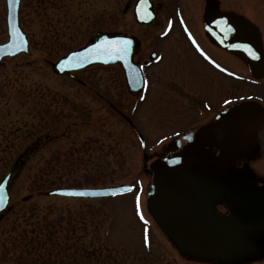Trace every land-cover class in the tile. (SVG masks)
<instances>
[{"label": "rangeland", "instance_id": "obj_1", "mask_svg": "<svg viewBox=\"0 0 264 264\" xmlns=\"http://www.w3.org/2000/svg\"><path fill=\"white\" fill-rule=\"evenodd\" d=\"M137 1L22 0L20 23L31 55L5 60L0 68V182L21 154L41 145L11 182V206L0 225V264H20L19 238L46 244L44 258L25 254L24 264H264V157L253 166L261 193L255 238L229 245L219 238L186 243L167 237L147 204L155 159L165 158L170 139L198 125L191 123L194 99L208 101L199 110L205 116L200 124L231 106L232 96L260 104L264 117V80L233 86L225 79L205 80L207 70L183 59L176 37L166 30L177 16L188 19L202 0H153L162 10L147 27L135 19ZM259 4L255 10L264 12ZM6 18V2L0 0V43L8 40ZM97 32L137 37L148 61L152 52L160 54L162 60L147 70L145 95L129 92L118 66L80 72L86 86L53 72V64L88 45ZM186 96L194 99L188 103ZM141 133L151 140L146 148ZM47 165L51 169L38 173ZM33 177L53 183V189L133 185L135 190L103 200L47 197L48 191L33 190Z\"/></svg>", "mask_w": 264, "mask_h": 264}, {"label": "flooded vegetation", "instance_id": "obj_2", "mask_svg": "<svg viewBox=\"0 0 264 264\" xmlns=\"http://www.w3.org/2000/svg\"><path fill=\"white\" fill-rule=\"evenodd\" d=\"M259 1L202 0V5L194 4L196 9L190 13L188 19L177 16L168 30L167 28L164 30L168 32L167 35L174 34L175 42L184 60L189 63L195 62L205 71L207 70L208 75H202L205 80L206 77L212 80L220 79V82L225 79L231 81L232 86L241 80L261 81L264 77L255 80L251 76L245 58L211 39L212 31L219 27L221 21L227 20L242 26L251 36L253 49L264 68V12L255 10L260 5ZM151 2L157 16L152 23L154 24L159 19L162 6L156 5L153 0ZM262 5L264 0H261ZM152 24L140 25L147 27ZM228 26L222 37H219L224 42L231 43L237 38L234 33L235 28L230 24ZM131 37L136 38L138 42L135 62L142 71L144 87L136 96H141L147 92L148 68L152 64L159 63L162 58L158 52H152L149 55L150 62L144 59L147 55L144 53L141 41L135 36ZM153 55H156L155 59H152ZM77 84L86 86L83 79ZM187 92L192 94L191 90ZM232 97L231 106L217 113L209 123L205 120L200 124L197 121L205 116L199 110L207 105L208 101L200 102L191 96H186V99H189L188 103L194 99V106L191 107L194 112L191 114V123L198 125L180 138L170 139L171 144L169 143L165 158L155 159V164L151 167L154 192L147 199L150 211L157 196L156 186L159 185L160 167L172 155L185 149L181 144L185 136L196 131L206 132L205 137L198 143L191 162L181 169L169 170L164 175L161 197L174 218V231L170 233L159 219L156 220L161 230L168 234L167 237L183 238L186 243L195 245H202L207 238H219L228 245L238 238H255V206L261 193L257 190L259 184L255 181L257 175L253 166L264 157V121L261 122L264 117L260 104L254 101L239 103L237 97ZM140 103H144V98ZM246 103L258 105L257 117L240 119L229 114ZM140 140L145 148L146 144L151 142L149 136L146 137L143 133L140 134ZM141 221L144 223L143 217Z\"/></svg>", "mask_w": 264, "mask_h": 264}, {"label": "water", "instance_id": "obj_3", "mask_svg": "<svg viewBox=\"0 0 264 264\" xmlns=\"http://www.w3.org/2000/svg\"><path fill=\"white\" fill-rule=\"evenodd\" d=\"M5 2L7 8L8 41L0 45V66L6 59H13L21 55H31L29 39L20 23L22 1L5 0ZM134 15L137 22L143 25L152 24L157 17L151 0H138L134 7ZM229 24L235 28L234 33L237 38V40L231 43L224 42L220 38L227 27H229ZM211 35L213 41L223 44L247 60L249 72L254 79L259 80L264 77V68L261 66L259 57L253 49L251 36L242 26L224 20L220 22L219 27L212 31ZM125 41L128 43L124 44L123 42ZM117 42L121 43L117 44ZM97 46H99V50H97ZM123 48H126V52L122 50ZM137 48L138 42L134 37L97 32L91 36L90 44L61 58L52 65V70L59 76H66L79 82L80 79L75 73L90 67L121 66L130 92L138 94L143 90L144 79L141 69L135 63ZM89 50L94 51L90 52ZM74 54L80 55L73 58ZM155 57L156 55H153L152 59H155ZM258 113L259 107L257 104L246 103L232 110L229 114L236 118L248 119L249 117H257ZM205 135V131H196L185 136L181 141L185 149L172 155L160 167L159 185L156 186L157 196L152 203V212L170 233L175 229V221L168 205L161 197L164 175L169 170H178L190 163L194 157L198 143ZM19 161L20 159L0 182V223L11 204V182ZM133 190L134 187L131 185L91 189H58L46 193V196L82 200H102L126 195Z\"/></svg>", "mask_w": 264, "mask_h": 264}, {"label": "trees", "instance_id": "obj_4", "mask_svg": "<svg viewBox=\"0 0 264 264\" xmlns=\"http://www.w3.org/2000/svg\"><path fill=\"white\" fill-rule=\"evenodd\" d=\"M40 145L41 144L39 143V144H35L33 146H30L27 149L26 152H24L23 154H21V158L22 159H21L20 165L18 166V169L22 170V168L25 165L26 161L31 156L32 157L34 156L35 151L39 149ZM49 169H51V167H50V165H47V166H45V168L39 169V172L38 173L46 172V170L48 171ZM38 173H36V174H38ZM36 176H38V175H36ZM32 180H33L32 182H34L36 184V186H33V190L36 191V194H41V192H43V191H50V190H54V189H64V188L66 189V188H70L68 186H65V187H57V188H54L53 189L52 187L54 186V184L53 183L52 184L50 183L49 185H46L44 178L43 179H40V178H37V177H33ZM24 218H25L24 220L26 222H29L30 217H28L27 214L24 216ZM20 234H22V232H20ZM25 235L27 236V234H25ZM19 240L21 241V256L18 257V263L24 264V258H27V256H24L25 254L30 255V253H34V256L39 255V257H37V259H40L42 257L43 258L45 257L44 251H45L46 244L44 242H42V239L40 241L41 244L40 243L36 244L33 241H28V238H19ZM16 243L17 242L13 241L12 244L13 245H16ZM39 244H40V246H39ZM45 253H46V251H45Z\"/></svg>", "mask_w": 264, "mask_h": 264}, {"label": "snow or ice", "instance_id": "obj_5", "mask_svg": "<svg viewBox=\"0 0 264 264\" xmlns=\"http://www.w3.org/2000/svg\"><path fill=\"white\" fill-rule=\"evenodd\" d=\"M120 43H121V42H117V44H120ZM123 43H124V44H127L128 42L125 41V42H123ZM97 50H99V46H97ZM122 50L126 52V48H123ZM89 51L91 52V51H94V50H89ZM77 55H80V54H74V57H73V58H75ZM217 66H218V65H217Z\"/></svg>", "mask_w": 264, "mask_h": 264}]
</instances>
